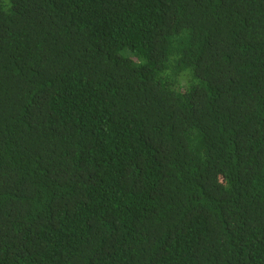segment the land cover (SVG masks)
Listing matches in <instances>:
<instances>
[{
  "label": "trees",
  "instance_id": "16d2710c",
  "mask_svg": "<svg viewBox=\"0 0 264 264\" xmlns=\"http://www.w3.org/2000/svg\"><path fill=\"white\" fill-rule=\"evenodd\" d=\"M0 264H264V0H0Z\"/></svg>",
  "mask_w": 264,
  "mask_h": 264
}]
</instances>
